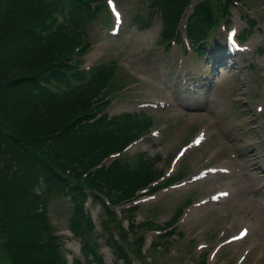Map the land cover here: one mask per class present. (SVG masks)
Here are the masks:
<instances>
[{
	"label": "rangeland",
	"instance_id": "obj_1",
	"mask_svg": "<svg viewBox=\"0 0 264 264\" xmlns=\"http://www.w3.org/2000/svg\"><path fill=\"white\" fill-rule=\"evenodd\" d=\"M247 1L253 6H249L247 10L254 14L253 17L258 21L256 20L252 34L242 42L250 43L253 49L241 52L231 62L220 67L216 77L217 84L209 97L191 100L205 105L197 109L188 110L177 103L180 100L176 101L175 98L170 106L165 105L163 108L141 103L162 97L171 99L169 87L164 86L165 81L173 76L168 74L169 70L181 74L198 73L200 67L206 71L210 67L204 54H200L194 64L192 56L195 51L186 49L185 45L178 42L161 44L165 38H161L162 19L157 0H116L123 18L119 24V32L115 35L109 33L111 25H104V10L98 11L84 26L87 32L85 40L89 47L82 56V66L102 63L111 71V77L102 94L109 103L106 110L110 114L134 109L146 110L153 113L150 130H159L157 134H148L136 143L133 149L123 153L122 161H131L132 158L128 156H136L134 149H144L148 152L146 159L152 156L154 163L165 171L178 147L203 126L207 129L203 143H206L204 148L208 159L214 163L230 161L239 166L238 170L233 168L230 175L210 176L190 188L186 184L192 192L191 197L194 196L193 200L217 187L232 186L233 192L222 202L205 206L203 209H195L192 206L194 202H191L178 221L177 230L182 233L173 232L162 237L159 235L158 226L146 232L148 240L153 239V245L144 246L147 255L145 264H199V257L204 252L206 264H253V260L264 264V108L261 111L257 109V104L264 105V45L262 51H254L255 47L264 41V32L258 31L259 21L264 18V0ZM237 9L233 8L232 22L240 29L241 23H246V20H240ZM218 35L223 38L225 30H219ZM169 81L179 82L174 77ZM164 120L169 123L167 128L162 122ZM201 158L198 151H187L175 164L174 171L185 164L186 171L193 172L205 162H201ZM189 172L184 177H187ZM166 192L168 191L161 189L152 199L145 201L148 204L161 201L151 212L141 205L131 214L122 213L118 227L112 224V214L100 209L96 202L89 204L95 220L98 215V231L95 238L104 264H120V261L114 258V250L105 237H117L118 234L125 233L128 216H132L135 223L141 222L145 217H153L155 223L163 225L182 199V190L169 197H166ZM70 210L67 197L61 195H54L47 207L52 226L62 235L63 247L71 249L72 254H77L79 242L70 236L67 229ZM115 213H119L116 207ZM101 220L106 225L104 228L100 227ZM247 220L252 222L249 237L240 243L222 247L212 260L208 258L207 253L214 244L236 231ZM147 228L145 225H135L133 230L136 234L147 231ZM161 232L168 233L166 230ZM126 237L132 242L130 233ZM200 241H205L207 246L197 248ZM132 245L137 244L132 242ZM252 246V257L237 263L244 247ZM0 264H11L1 243ZM135 264L143 263L139 258H135Z\"/></svg>",
	"mask_w": 264,
	"mask_h": 264
},
{
	"label": "trees",
	"instance_id": "obj_2",
	"mask_svg": "<svg viewBox=\"0 0 264 264\" xmlns=\"http://www.w3.org/2000/svg\"><path fill=\"white\" fill-rule=\"evenodd\" d=\"M91 1L0 0V243L11 264H66L59 235L46 218L50 193L68 189L74 202L69 227L85 234L93 223L82 205L83 185L96 196L104 185L103 192L116 200L130 194L129 185L145 184L148 174L161 170L151 156L143 159L141 178L132 175L139 179H124L117 162L91 171L135 136L129 130L109 135L117 124L105 114L87 121L104 105L102 92L111 77L103 65L86 74L76 59L85 50L82 27L94 14ZM157 1L163 39L172 34L184 0ZM57 7L64 17L52 24ZM200 10L195 7L197 18L189 26L193 41L214 18ZM81 253L86 261L74 257L72 264L102 263L92 248Z\"/></svg>",
	"mask_w": 264,
	"mask_h": 264
},
{
	"label": "snow or ice",
	"instance_id": "obj_3",
	"mask_svg": "<svg viewBox=\"0 0 264 264\" xmlns=\"http://www.w3.org/2000/svg\"><path fill=\"white\" fill-rule=\"evenodd\" d=\"M109 3L111 4V3H112V0H109ZM113 11L116 12V16H117V18H120V13H119L118 11H116L115 8H113ZM201 138H202V137H201ZM220 195H221V196H226L227 193H226V192H222V193H220ZM216 198H218V197H214V199H216ZM247 232H248V229H244L243 232H241V237L245 236V235L247 234ZM234 238H235V237H234Z\"/></svg>",
	"mask_w": 264,
	"mask_h": 264
},
{
	"label": "bare ground",
	"instance_id": "obj_4",
	"mask_svg": "<svg viewBox=\"0 0 264 264\" xmlns=\"http://www.w3.org/2000/svg\"><path fill=\"white\" fill-rule=\"evenodd\" d=\"M246 162V161H245ZM243 170H246V169H243ZM232 187V186H231ZM246 190V189H245ZM247 191V190H246ZM239 196V195H238Z\"/></svg>",
	"mask_w": 264,
	"mask_h": 264
}]
</instances>
